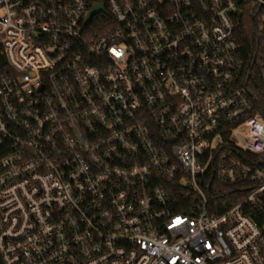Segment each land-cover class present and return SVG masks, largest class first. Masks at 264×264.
Returning a JSON list of instances; mask_svg holds the SVG:
<instances>
[{
  "label": "built area",
  "instance_id": "obj_1",
  "mask_svg": "<svg viewBox=\"0 0 264 264\" xmlns=\"http://www.w3.org/2000/svg\"><path fill=\"white\" fill-rule=\"evenodd\" d=\"M0 264H264V0H0Z\"/></svg>",
  "mask_w": 264,
  "mask_h": 264
},
{
  "label": "trees",
  "instance_id": "obj_2",
  "mask_svg": "<svg viewBox=\"0 0 264 264\" xmlns=\"http://www.w3.org/2000/svg\"><path fill=\"white\" fill-rule=\"evenodd\" d=\"M95 2L104 1V0H93ZM245 23L241 31L239 32L240 40V52L244 57L250 59L259 51L257 34L258 28L257 24L252 23V20L245 18ZM213 184V181L211 182ZM211 184V185H212ZM246 192L238 185L237 187H231L226 189L221 187L218 192H211L209 189L210 202L212 204L213 213H221L228 209L231 205L238 202L245 196Z\"/></svg>",
  "mask_w": 264,
  "mask_h": 264
},
{
  "label": "water",
  "instance_id": "obj_3",
  "mask_svg": "<svg viewBox=\"0 0 264 264\" xmlns=\"http://www.w3.org/2000/svg\"><path fill=\"white\" fill-rule=\"evenodd\" d=\"M105 11V7H104V4L103 3H95L93 6H92V9L90 11V13L88 14L89 16H87V20H90V18L98 13V12H104Z\"/></svg>",
  "mask_w": 264,
  "mask_h": 264
}]
</instances>
